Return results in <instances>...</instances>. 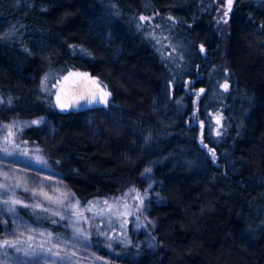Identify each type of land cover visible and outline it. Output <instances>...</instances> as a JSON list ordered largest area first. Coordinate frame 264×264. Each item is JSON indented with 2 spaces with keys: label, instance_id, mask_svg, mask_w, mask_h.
<instances>
[{
  "label": "trees",
  "instance_id": "16d2710c",
  "mask_svg": "<svg viewBox=\"0 0 264 264\" xmlns=\"http://www.w3.org/2000/svg\"><path fill=\"white\" fill-rule=\"evenodd\" d=\"M56 68L97 76L109 101L60 109L44 81ZM0 94V128L38 120L15 137L80 203L155 175L160 247L118 245L115 264H264V0H0ZM13 200L27 222L62 229Z\"/></svg>",
  "mask_w": 264,
  "mask_h": 264
},
{
  "label": "rangeland",
  "instance_id": "374dc122",
  "mask_svg": "<svg viewBox=\"0 0 264 264\" xmlns=\"http://www.w3.org/2000/svg\"><path fill=\"white\" fill-rule=\"evenodd\" d=\"M162 38L159 43L164 42ZM66 72L64 68L50 70L44 78L47 90L56 94ZM93 78L109 96L112 95L106 83L97 76ZM3 107L5 101L0 94V110ZM209 120L216 132L223 129V115L218 109L211 112ZM34 121L38 120L13 117L8 126L0 128V244L4 240L18 241L20 249L0 247V264H61L62 259L67 264H115L119 256L118 245L157 250L160 243L150 231L147 216L151 203L164 200L155 175L148 171L143 187L129 188L121 195L105 200L107 205L104 201L82 204L64 178L47 163L36 144L15 137L13 132ZM4 148L8 151L4 152ZM137 193L140 199H136ZM15 198L40 205L57 216L64 222L62 229L54 231L31 224L16 209L14 213L7 212L8 207L14 206L3 202ZM114 201H121V204L116 205ZM123 204L128 205L130 215L109 213V205L113 212L117 209L119 213L125 212ZM85 238L87 243H84ZM53 246V250L60 253L59 257H50L44 251ZM25 252L29 254L25 255Z\"/></svg>",
  "mask_w": 264,
  "mask_h": 264
},
{
  "label": "water",
  "instance_id": "95a60500",
  "mask_svg": "<svg viewBox=\"0 0 264 264\" xmlns=\"http://www.w3.org/2000/svg\"><path fill=\"white\" fill-rule=\"evenodd\" d=\"M105 93V88L90 73L70 69L62 78L54 98L62 110H86L107 103L110 96Z\"/></svg>",
  "mask_w": 264,
  "mask_h": 264
},
{
  "label": "snow or ice",
  "instance_id": "6c2138e0",
  "mask_svg": "<svg viewBox=\"0 0 264 264\" xmlns=\"http://www.w3.org/2000/svg\"><path fill=\"white\" fill-rule=\"evenodd\" d=\"M231 3H232V0H228V10L229 11L231 10ZM224 15L226 16L227 15V12L224 13ZM139 19L141 21H144L146 18L144 16H141ZM224 22L226 23L227 21L225 20ZM138 26H140V25H138ZM224 87H225V89H227V85H224ZM201 92H203V89H201ZM105 95H108V94L105 93ZM90 102H92V101H90ZM105 103H106V101H105ZM61 107H65V105H61ZM33 123H39V121H34ZM6 142H7V139H6ZM3 151L4 152H7L8 150H7V148H4ZM41 162L43 163V161H41ZM146 171H150V170L149 169H146ZM5 179H7V177H5ZM132 191H135V190L133 189ZM136 199H140L139 193L136 194ZM3 203L5 205H9V204H11V205L22 204V206H24V207H28L29 206V205L23 204V202L22 201H19V200H5ZM104 204L107 205L108 204V201H104ZM114 204L120 205L121 204V201H114ZM141 204H143V200H141ZM122 206L125 209V212H123V213H119L118 212V209H117L116 212H113L111 205H109L108 211H109L110 214H113V215H116V214L130 215L131 212L127 211L128 205L127 204H123ZM6 211L9 212V213H14L15 212V208L14 207H8L6 209ZM89 211H91V208H89ZM100 214L103 215V212H101ZM79 231L80 230L78 229L77 230V234H79ZM41 235H43V234H41ZM73 238H76V237H73ZM84 243H87V239L86 238L84 240ZM17 244H18V241L4 240L3 241V244H0V247H3V248H14L17 251H19L20 249L17 247ZM40 247L43 249V245H41ZM54 247L55 246H53V248L44 249V251L47 252L48 254H50V257L51 256L59 257L60 256V253L58 251H54L53 250ZM28 254H29L28 252H25V255H28ZM68 259H70V256L68 257ZM61 264H67L66 260L62 259Z\"/></svg>",
  "mask_w": 264,
  "mask_h": 264
}]
</instances>
